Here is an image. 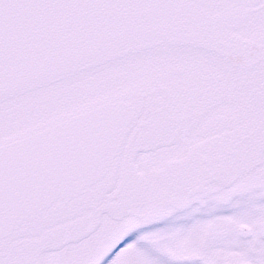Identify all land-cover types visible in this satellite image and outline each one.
Masks as SVG:
<instances>
[{"label":"snow or ice","instance_id":"6c2138e0","mask_svg":"<svg viewBox=\"0 0 264 264\" xmlns=\"http://www.w3.org/2000/svg\"><path fill=\"white\" fill-rule=\"evenodd\" d=\"M0 264H264V0H0Z\"/></svg>","mask_w":264,"mask_h":264}]
</instances>
